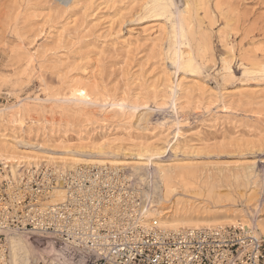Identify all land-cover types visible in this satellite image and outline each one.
Returning <instances> with one entry per match:
<instances>
[{"label":"rangeland","instance_id":"374dc122","mask_svg":"<svg viewBox=\"0 0 264 264\" xmlns=\"http://www.w3.org/2000/svg\"><path fill=\"white\" fill-rule=\"evenodd\" d=\"M189 1L179 40L176 10L165 12L162 1L0 0V143L62 156L65 146L112 139L130 162L151 144L161 154L156 162L182 173L166 211L194 217L241 211L264 220V73H252L264 64V0ZM179 43L196 73L173 62ZM79 82L137 109L102 112L65 102ZM177 84L176 109L169 88ZM17 110L39 113L43 126L13 122ZM54 112L63 117L51 126L45 120Z\"/></svg>","mask_w":264,"mask_h":264},{"label":"built area","instance_id":"2783aa9c","mask_svg":"<svg viewBox=\"0 0 264 264\" xmlns=\"http://www.w3.org/2000/svg\"><path fill=\"white\" fill-rule=\"evenodd\" d=\"M59 185L64 201L46 205ZM149 202L145 186L112 166L7 176L0 185V264H9L13 234L52 247L31 264H264L260 236L239 227L165 230L155 219L146 222Z\"/></svg>","mask_w":264,"mask_h":264},{"label":"bare ground","instance_id":"6f19581e","mask_svg":"<svg viewBox=\"0 0 264 264\" xmlns=\"http://www.w3.org/2000/svg\"><path fill=\"white\" fill-rule=\"evenodd\" d=\"M161 1L165 2V7H164L165 12L171 13L172 8L176 10V16H175L176 21L172 24V29L173 32L175 33L174 35L177 37V39L180 40V37L184 36L183 34L185 33L184 26L186 25V19L184 16L186 13H189L190 11V1L189 0L180 1V3H183V11H181L178 7L179 2L177 3V1L179 0H157V3ZM161 10L163 11V9ZM153 12L151 10L152 14ZM173 14L171 16L175 15ZM176 52L177 53L173 58V62L176 64V66L180 63H184L187 66V68L191 69L190 70L191 72H195L192 69L194 64L193 59L191 58L190 55H187V57L185 58L184 53L180 49V43H179V49ZM189 69L187 71H189ZM223 70L227 74L229 73L231 74V63L227 59H223ZM258 72L264 73V64H261V67L257 68L256 70H252V73H258ZM179 86L180 85L177 84L176 86L169 88L170 89L169 91L171 92L170 97L172 101V106H174L176 109H177L176 102H177V94H178ZM62 98L63 97H61V99ZM65 98L67 100L65 102L71 103L72 105L81 106L85 108H93V109L101 110L102 112L107 110L108 112L122 113L125 112L127 109L130 110V108L132 111L137 109L136 104H132L130 106L128 104L129 102H127V100L125 99L112 101L106 97H103L100 94L97 87H91L87 83L79 82L71 85L70 88L68 89V93ZM162 105L163 104H161V106ZM163 106H165V104ZM44 113L48 115V112H44ZM35 114L36 113L33 111H28V112L25 111L24 113H22V111L17 110L16 112L12 113L13 122L20 124L21 126H25L26 122L43 126L42 122L36 117V115L37 114L39 115V113H37L36 115ZM51 116H52L51 119L45 120L47 124H50L51 126L60 124L59 120L61 121V119H59L60 118L59 116H62L61 113L54 112ZM63 123L65 124V126H68L69 124L71 125V122L70 121L68 122V119H64ZM80 140L82 141L83 139ZM16 141L18 143L21 142V140L18 139H16ZM108 141L109 142L106 144L104 143L101 144L100 142H99L100 144L99 143L97 144L96 142H92V143L90 142L89 144L81 142L78 146L74 148L70 146H65L62 149L63 150L62 156H53L54 154L49 155L43 152H30V151L21 150L17 145L9 143L7 140H3V143H0V163L8 167L9 170L7 169L5 172H8L9 174L7 175L8 178L14 180L21 178L24 171L31 169L39 170L42 167L53 168L52 166H54L60 169L58 170L59 172H68L81 166H99V167L112 166L116 168H121V167L128 168L130 170V174H128V176L131 179L137 181V183H139L141 186L146 187V194L147 196H149L150 199L149 202L150 206L147 212V219H146L147 223L151 219H155L157 220L161 228L169 231L171 230L179 231L186 229H216V228H225V227H239L250 231L254 235H257L258 237L261 234L264 235V220L257 219L255 214H253L254 219H251L246 213L241 211L239 213L235 211L225 216L219 215L218 217L217 216L194 217L193 215L181 216V215H177V213H173V214L169 213L168 211H166L164 207L166 202L169 201L168 199H169L170 189L172 185H174V182L177 179V177L182 176V173L178 174L180 170L176 168L177 165H175V167H172L169 164L156 162L155 159L157 157H160L161 154H159L157 152L159 150L156 151L153 148V146H151V144L150 146L149 145L141 146V147L139 146L140 148L138 146L136 147L139 148L136 150L135 153L137 157H140V161L138 162L127 161L125 160V158H123V156L126 155L125 152L127 150L121 147V145L117 143L116 140L109 139ZM44 163L48 166L39 167ZM53 169L56 170L55 168ZM0 174L4 175L3 173ZM175 191L172 192L175 193ZM65 196H66L65 189L63 188L62 185H59L47 194V197L44 201L46 205H58L64 201ZM8 241H9V256H8L9 264H31L36 259V257L39 256V254L41 255V253L43 254L44 251H48L49 247L52 248L49 245L48 246L43 245V244H49L47 241L37 243L36 241H34L33 238L27 237L24 234H13L9 237ZM37 244L41 245L40 246L41 248H38ZM46 253H49V251Z\"/></svg>","mask_w":264,"mask_h":264}]
</instances>
